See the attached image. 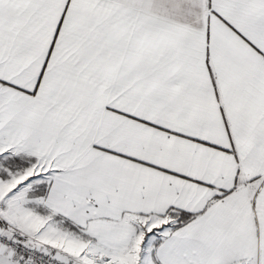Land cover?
Returning <instances> with one entry per match:
<instances>
[{
	"label": "snow or ice",
	"instance_id": "1",
	"mask_svg": "<svg viewBox=\"0 0 264 264\" xmlns=\"http://www.w3.org/2000/svg\"><path fill=\"white\" fill-rule=\"evenodd\" d=\"M0 264H264V0H0Z\"/></svg>",
	"mask_w": 264,
	"mask_h": 264
}]
</instances>
